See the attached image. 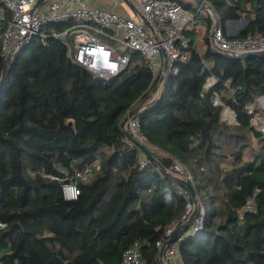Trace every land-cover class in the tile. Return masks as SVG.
Segmentation results:
<instances>
[{"label":"trees","instance_id":"trees-1","mask_svg":"<svg viewBox=\"0 0 264 264\" xmlns=\"http://www.w3.org/2000/svg\"><path fill=\"white\" fill-rule=\"evenodd\" d=\"M208 4L225 36L228 22L243 20L229 38L264 37V0ZM8 17L0 21V41ZM196 19L185 32L187 60L175 64L177 73L136 114L155 161L120 126L158 84L138 53L128 54L126 69L110 82L73 64L52 37L34 39L10 64L0 55V222L6 224L0 264H122L135 245L139 264H159L156 244L174 226L181 264H264V141L244 110L258 109L256 99L264 98V55L226 58L209 44L211 19ZM71 25L43 31L62 34ZM198 25L207 31L202 51ZM210 78L215 84L206 90ZM223 107L237 125L220 121ZM174 160L186 167L196 192L184 223L180 181L168 172ZM69 183L79 189L75 200L63 197ZM256 189L253 210L243 212Z\"/></svg>","mask_w":264,"mask_h":264},{"label":"built area","instance_id":"built-area-1","mask_svg":"<svg viewBox=\"0 0 264 264\" xmlns=\"http://www.w3.org/2000/svg\"><path fill=\"white\" fill-rule=\"evenodd\" d=\"M209 6L208 0H201ZM192 3V0H131L138 15L149 25L145 28L139 17L128 16L110 10L87 4L84 0H0V21L5 18V12L9 17L6 27L1 34V58L6 64L13 62L18 53L25 49L34 39L42 41L46 37H52L61 41L68 52L73 64L85 68L94 78L103 82H110L118 77L127 67L129 53H138L145 61L152 74L153 80H158L157 85H162L169 75L177 73L175 64L186 61L188 58L189 39L186 30L197 23L196 17L207 15L211 19V27L208 33L209 44L221 54L235 56L244 53L264 51V37L253 38L248 36L243 39H233L224 35L219 21H215L211 11L200 5L193 10L185 9L181 3ZM113 9L118 8V3L110 1ZM206 10V12L204 11ZM70 21L72 25L62 34H45L44 27L49 24H61ZM99 38H106L110 42L119 45L120 53L114 45L107 44ZM165 55V56H164ZM165 57V58H164ZM164 62L166 70L163 71ZM215 84L210 78L205 85L207 90ZM151 92L154 93L152 90ZM145 103L132 106L125 114L140 112L144 106L155 99L150 93ZM157 96V95H156ZM214 106L220 105L217 99L212 101ZM264 109V108H263ZM249 116V123L262 135L264 141V113L256 109L254 105L247 104L244 107ZM220 121L227 125H237L235 114L223 107ZM125 129L130 135L144 147L154 150L147 138L140 132L136 115L128 118ZM147 163L143 157L141 165ZM91 169H98L96 164L86 169L77 178L84 179ZM172 177L179 181L190 182L191 177L186 167L174 160L168 168ZM176 189L182 196L186 205L180 223H184L193 211L191 196L185 186L180 182ZM256 189L247 200L243 212L253 210V201L257 194ZM63 197L66 200H75L79 195V189L75 183L62 186ZM199 213L203 208L199 207ZM240 219L242 216L239 217ZM195 231L200 229L201 219L195 222ZM6 228V224L0 222V230ZM175 226L166 231V240L158 242L160 248L173 234ZM140 253L137 246L127 249L122 255V264H139ZM163 264H181L178 256V241L165 245L162 255Z\"/></svg>","mask_w":264,"mask_h":264},{"label":"water","instance_id":"water-1","mask_svg":"<svg viewBox=\"0 0 264 264\" xmlns=\"http://www.w3.org/2000/svg\"><path fill=\"white\" fill-rule=\"evenodd\" d=\"M123 3L126 5V7L130 10L132 16H136V17H139L141 22L143 23V25L145 26V28H149V25L148 23L138 15L135 7L133 6V4L131 3V0H122ZM196 4L202 6L203 8H206L207 10L211 11L212 13V16L214 17L215 21L217 22L218 19H217V16L215 14V12L212 10V8L210 6H206L205 3H203L201 0H193ZM246 25V22L243 21V20H240V21H237V22H228L227 23V35L231 36V37H235L237 36L238 34V28L239 27H242ZM65 36H63L61 38V41L65 40ZM224 55L226 58H230V59H239V60H242V59H245V58H249V57H259V56H263L264 55V51H261V52H252V53H244V54H240V55H235V56H229V55H225V54H222ZM165 56V55H164ZM165 58V57H164ZM166 70V67H165V62H164V68H163V71ZM137 111H133L131 112L127 117H125L123 119V121L121 122V128L123 129V134L126 138V140L131 143L134 147H136L138 150H140L141 153H143L146 158L148 160H154L153 156L148 152V150L146 149V147H144L140 142H138L136 139H134L130 133L128 132L127 129H125V124L128 120V118H131L133 116H135L137 114ZM184 186L185 188L188 190V192L190 193V196H191V199L194 201V198H195V194L196 192L194 191L192 185L190 182H183V181H180ZM179 233V230H176L173 232V234L171 235V237L164 243V245L160 248L159 250V254H158V262L159 264H163L162 262V255H163V252H164V249H165V245L167 244H171V243H174L176 241V237Z\"/></svg>","mask_w":264,"mask_h":264},{"label":"crops","instance_id":"crops-1","mask_svg":"<svg viewBox=\"0 0 264 264\" xmlns=\"http://www.w3.org/2000/svg\"><path fill=\"white\" fill-rule=\"evenodd\" d=\"M87 4H89V5H92V6H96V7H101V3H103L102 2V0L100 1V0H84ZM182 1H184V2H187V0H182ZM105 4H103V8H106V9H110V10H117V12H120V13H123V14H126L124 11H120V10H118L117 8H115V9H113V7H112V5H111V3H110V1L108 0H105ZM192 4V3H191ZM203 34V35H205V34H207V31H206V29H205V27L203 26V25H198V27H197V37H196V45H197V47L199 46V42H200V34ZM226 36L227 37H231V36H229V35H227V30H226ZM158 88V87H157ZM153 91H154V93L153 92H151L152 94H154L155 96L158 94V90L157 89H153ZM150 96V95H149ZM256 104H257V108L258 109H261V110H263V113H264V98L263 97H260V98H257L256 99Z\"/></svg>","mask_w":264,"mask_h":264},{"label":"rangeland","instance_id":"rangeland-1","mask_svg":"<svg viewBox=\"0 0 264 264\" xmlns=\"http://www.w3.org/2000/svg\"><path fill=\"white\" fill-rule=\"evenodd\" d=\"M101 1V0H100ZM108 1V0H107ZM109 1H115V2H117L118 3V10H120V11H124L128 16H130V17H132V14H131V12H130V10L126 7V5L123 3V1L122 0H109ZM193 1V0H192ZM102 2L103 3H101V7L100 8H103V4H105L106 2H105V0H102ZM193 4H194V6H196V5H198V4H196L194 1H193ZM204 11L206 12V10L204 9ZM206 35V34H205ZM205 35H203L202 33L199 35L201 38L199 39L200 40V42H199V46L197 47L200 51H202L203 49H204V40H203V38L205 37ZM207 36V35H206ZM99 40H101V41H103V42H105V43H107V44H110V45H114V47L116 48V51L118 52V53H120V50H119V45H116L115 43H112V42H110L108 39H106V38H99ZM158 86H160V85H157L156 86V88H154V89H157V90H159L157 87ZM245 155L246 156H248V157H251V153L250 152H248V151H246L245 152Z\"/></svg>","mask_w":264,"mask_h":264}]
</instances>
